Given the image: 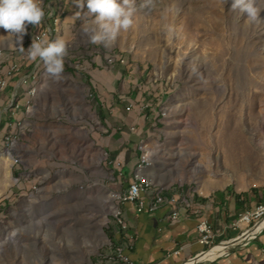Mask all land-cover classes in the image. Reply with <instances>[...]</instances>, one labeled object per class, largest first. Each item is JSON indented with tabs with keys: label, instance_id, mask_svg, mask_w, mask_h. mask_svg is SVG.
Wrapping results in <instances>:
<instances>
[{
	"label": "rangeland",
	"instance_id": "rangeland-1",
	"mask_svg": "<svg viewBox=\"0 0 264 264\" xmlns=\"http://www.w3.org/2000/svg\"><path fill=\"white\" fill-rule=\"evenodd\" d=\"M231 3L135 0L133 25L109 47L83 32L94 20L87 0L83 8L42 0L45 17L26 24L22 41L0 27V51L23 60L20 72L4 73L12 83L0 103L15 128L0 150V264H102L127 152L136 165L150 152L174 191L217 198L232 218L216 244L244 232L232 224L264 203V0H255L254 22ZM39 33L66 42L59 80L20 51ZM30 95L29 112L23 107L14 119ZM260 236L264 229L218 259L237 253L240 264H264V252L250 249Z\"/></svg>",
	"mask_w": 264,
	"mask_h": 264
},
{
	"label": "crops",
	"instance_id": "crops-1",
	"mask_svg": "<svg viewBox=\"0 0 264 264\" xmlns=\"http://www.w3.org/2000/svg\"><path fill=\"white\" fill-rule=\"evenodd\" d=\"M16 82L18 84L16 83L15 87L19 88V80ZM6 93H8V89L0 92V103ZM10 128H12L10 123L5 118L2 119L0 122V150H3V138ZM12 129L15 131L14 127ZM125 160L127 164L121 174H126V176L124 175L126 187L137 173L135 169L138 160L135 155L128 152ZM3 162L1 155L0 164ZM146 175L147 179H152L151 181L160 187L154 189L155 184L153 183L152 190L164 192L166 202L163 205H158L157 198H149L150 207L158 206V210L155 212L138 213L133 204L124 206L123 220L127 228L123 230L119 225L114 227L116 249L114 251L107 248V251L101 253L102 264H127L123 258L116 255L117 249H122L124 256L134 264H177L189 259L204 249L199 244L200 235L197 230L200 220L204 218L212 225L217 239L227 238L230 227L227 220L228 217L232 218V214L228 216L226 212L221 213V207L219 204H215L216 197L205 196L203 199L197 194L183 195L174 191L172 187L174 179L170 175H166V172L157 164L151 163L146 170ZM1 186L0 181V189ZM256 206L252 209H255ZM175 212L179 213L177 219L173 218ZM111 245H113L112 240L108 246ZM250 245V249L264 252V236H260L259 240ZM182 247L184 248L178 255L173 254L175 250ZM241 261L240 255L233 253L229 258L217 259L209 264H240Z\"/></svg>",
	"mask_w": 264,
	"mask_h": 264
},
{
	"label": "clouds",
	"instance_id": "clouds-1",
	"mask_svg": "<svg viewBox=\"0 0 264 264\" xmlns=\"http://www.w3.org/2000/svg\"><path fill=\"white\" fill-rule=\"evenodd\" d=\"M80 8L84 0H75ZM50 8V7H49ZM88 13L94 16L92 24L83 28V32L92 44L109 47L115 43L121 30H128L133 25L136 11L135 0H87ZM231 8L246 14L250 22L260 17V9L255 0H232ZM52 13L50 12L49 15ZM80 16V12L75 14ZM45 17L42 0H0V27L22 41L26 33V24L38 26ZM20 51L30 61L43 63L47 76L59 80L64 71V58L67 55L66 42L57 38L50 40L47 34L34 36L30 47L25 52L22 44Z\"/></svg>",
	"mask_w": 264,
	"mask_h": 264
},
{
	"label": "built area",
	"instance_id": "built-area-1",
	"mask_svg": "<svg viewBox=\"0 0 264 264\" xmlns=\"http://www.w3.org/2000/svg\"><path fill=\"white\" fill-rule=\"evenodd\" d=\"M39 35H42V33H39L38 36ZM11 58L12 56H7V54H2L0 56V67H1L0 92L6 91L12 83V82L4 81V73H6L10 69H13V67H15L16 64L19 63L20 61H23L21 58L19 59L14 58V60H11ZM6 62L9 63L7 67L5 65ZM32 74L33 72L31 73V75L24 76L22 81L28 84V82L32 78ZM18 89L19 88H16V90ZM34 96L35 95H30V99L27 101V103L23 104L17 110L14 119L17 118L18 112H20L23 109V107H27V112H29L30 102L32 101ZM2 119L3 116L2 114H0V122H2ZM14 139H16V135ZM149 157H150L149 154H145L142 157L141 162L136 167H149V165L151 164ZM117 165L121 167L122 162L118 161ZM121 196H126V205L133 204L138 213H143L146 211L155 212L158 210V206L157 207L149 206V198H157L158 205H163L166 202V195H164V192H160L159 190H149L147 189L146 186H144V184H142L141 179H135V178H132L128 182L125 189L121 192ZM115 199L117 202L115 209L116 225H119L123 230H125L127 226L125 225V222L123 220V215H118L119 196H115ZM178 214H179L178 212H175L173 218L177 219ZM262 219H264V203L257 205L256 208L253 210H246L244 213L240 214L239 219L232 225L234 229L236 230L243 229L245 232L248 228L256 225ZM197 230L200 235L199 244L204 247L205 251L216 245L215 242L216 233L207 219L204 218L200 220L197 226ZM183 248L184 247L175 250L173 254L178 255ZM116 255L118 257L123 258L127 264H134L127 257L124 256L122 249H117Z\"/></svg>",
	"mask_w": 264,
	"mask_h": 264
},
{
	"label": "bare ground",
	"instance_id": "bare-ground-1",
	"mask_svg": "<svg viewBox=\"0 0 264 264\" xmlns=\"http://www.w3.org/2000/svg\"><path fill=\"white\" fill-rule=\"evenodd\" d=\"M3 54L2 51H0V56ZM12 71L20 72L21 68L19 64L17 63L15 67H13ZM4 81L9 82L8 78L4 76ZM150 154V152H149ZM11 156V155H10ZM9 156V159L13 160L12 157ZM135 179H141L142 184L147 187V189L152 190L153 182L145 177L142 170H138L135 174ZM119 200L121 203V206L118 208V215H123V207L126 206V196H119ZM40 205H36L35 209L40 210ZM126 225V224H125ZM264 229V219L260 220L256 225L248 228L244 233H242L240 236L236 237L235 239H232L227 242L216 244L215 246L211 247L207 251L201 252L197 257L191 258L181 264H198L203 261H209L214 260L220 256H222L226 250L231 247L232 245L238 244L244 239L261 232ZM236 247V246H235Z\"/></svg>",
	"mask_w": 264,
	"mask_h": 264
},
{
	"label": "trees",
	"instance_id": "trees-1",
	"mask_svg": "<svg viewBox=\"0 0 264 264\" xmlns=\"http://www.w3.org/2000/svg\"><path fill=\"white\" fill-rule=\"evenodd\" d=\"M99 105H100L99 114H100L101 118L106 119V117H107L106 111L103 108V106L101 105V103H99ZM124 175L126 176V174H124ZM252 192L253 193H257V190L256 189H252ZM110 231H111V234L109 236H110V238H111V240L113 242V245L107 246V248H111V249H113L115 251L116 247L114 245V227H111Z\"/></svg>",
	"mask_w": 264,
	"mask_h": 264
},
{
	"label": "water",
	"instance_id": "water-1",
	"mask_svg": "<svg viewBox=\"0 0 264 264\" xmlns=\"http://www.w3.org/2000/svg\"><path fill=\"white\" fill-rule=\"evenodd\" d=\"M234 239H235V238H234ZM201 246H202V245H201ZM202 247H203V246H202ZM203 248H204V247H203ZM204 251H205V250L203 249L202 252H204ZM198 255H199V254H198ZM198 255H197V256H198ZM197 256H196V257H197ZM217 259H218V258H216V259H214V260H211V261H216Z\"/></svg>",
	"mask_w": 264,
	"mask_h": 264
}]
</instances>
